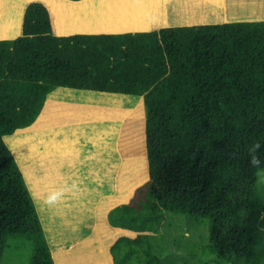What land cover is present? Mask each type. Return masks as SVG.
I'll list each match as a JSON object with an SVG mask.
<instances>
[{
	"label": "trees",
	"instance_id": "1",
	"mask_svg": "<svg viewBox=\"0 0 264 264\" xmlns=\"http://www.w3.org/2000/svg\"><path fill=\"white\" fill-rule=\"evenodd\" d=\"M167 13L154 31L58 36L47 3L31 0L19 36L0 40V264L19 242L27 264H55L4 136L58 87L140 96L118 138L123 203L107 220L121 231L104 240L108 264H175L159 241L170 216L207 228L200 264H264V20L224 22L204 0H173Z\"/></svg>",
	"mask_w": 264,
	"mask_h": 264
},
{
	"label": "crops",
	"instance_id": "2",
	"mask_svg": "<svg viewBox=\"0 0 264 264\" xmlns=\"http://www.w3.org/2000/svg\"><path fill=\"white\" fill-rule=\"evenodd\" d=\"M44 1L53 13L55 33L58 36H71L78 34L100 35L149 32L167 27L170 25L167 6L173 0H151L149 1L150 4L145 1V4L141 7H138L140 6L138 1L132 0ZM204 1L222 9L224 22L260 21V19H264L257 18V16L249 18L244 15L245 13H229L227 11L229 3H231L230 7H240L244 4L243 0ZM137 7L144 9L141 10ZM15 9L16 6L12 3V0H7L4 3L3 11L8 16L9 24L12 25L15 32L13 34L0 35V40L15 39L20 34L23 7L19 6L18 14ZM15 15L18 16L15 18ZM4 20L5 17L0 13V25L3 24ZM139 100L140 96L138 95L67 87H58L50 92L35 121L25 128L31 127L28 133L29 137H34L31 134V130L35 129L37 130V136L44 137L43 139H47V136L51 134L60 139L65 138V149L64 147L62 149L57 147L56 150L60 149L61 153H57L54 156L50 152L40 155L35 141L29 142V150L25 151L26 156L24 158L29 163L34 162L35 167L38 168L35 170L43 174L42 176L39 172L40 174L37 176L35 170H33V181L39 182L38 178L42 181L43 178L54 176V185L50 189L45 188L41 190L40 188L36 190L37 193H33L28 182L27 164L21 163L23 161L19 160L11 148H9L20 167L32 196L51 253L54 243H64L61 241V238L66 236L68 228L64 229L61 227V229L57 230L55 238L47 233L41 211L43 202L46 207L50 208H66L67 203H71L75 207H83L87 203H90L88 197L94 191H100L97 205L104 204L105 200L111 203L115 200L117 195L116 177L122 161L118 149L121 124L133 111L134 106H136ZM62 108L67 109V111L61 112L65 116V119H62L58 113ZM84 108H88L90 112L91 110L94 112L98 111V113L85 116L84 118L74 115L75 110H82ZM23 129L19 128L15 132H21ZM82 133L85 134V139H89L91 136L94 137V142L91 143L92 147H89L87 142L86 144L82 143ZM98 136L100 139H98ZM66 142L67 146H65ZM82 148L88 149L86 157L81 154ZM61 191L69 193L66 199H62L64 196L62 197L59 194ZM83 191H87L89 195L84 197L82 195ZM103 193H105L104 195H108V197L103 196ZM120 203L123 202L120 201ZM117 205H112L111 209ZM107 224L109 229H114L115 234L121 231V228L112 227L108 222ZM85 236L87 234L84 235L82 231L81 238ZM69 247H71L70 243L69 245L64 244L62 249L59 248L57 250L65 252V249H69ZM105 254L104 250L105 263L108 264Z\"/></svg>",
	"mask_w": 264,
	"mask_h": 264
},
{
	"label": "rangeland",
	"instance_id": "3",
	"mask_svg": "<svg viewBox=\"0 0 264 264\" xmlns=\"http://www.w3.org/2000/svg\"><path fill=\"white\" fill-rule=\"evenodd\" d=\"M243 1V5L235 8L230 7L231 3H229V8H227V11L229 13H245L244 15L248 16L249 18H253L255 16H257V18H264V0ZM15 11H17V8L15 9ZM135 107L136 106H134V108ZM64 111H67V109L62 108L60 112H58L62 119H65V116L62 114ZM95 112L92 110L90 112L88 108H84L82 110H75L74 115H79L80 117L84 118L85 116L98 113V111ZM30 129L31 127L24 128L21 132L24 133L25 131V133L28 134L29 132L26 131H29ZM18 132L20 131H17L12 135H17ZM12 135L10 134L4 136L5 143L7 144V146H9V148H11L18 159L23 161L21 163L27 164V174L30 179H28V182L29 186L33 190V193H37L36 190L40 188L41 190L45 188H52V186L54 185V176L43 178L42 181H40V178H38L39 182L41 183L32 180V177H34L33 170L38 168L35 167L34 162L29 163L24 159L26 156L25 151L28 150L27 146L21 144L22 142L19 145L12 144ZM84 135V133H82L81 135V139L83 140L82 143L86 144L87 142V144H89V147H92L91 143L94 142V137L91 136L89 139H85ZM56 139L58 140L59 138L56 137ZM98 139H100L99 136ZM43 140L47 144V140ZM65 146H67V144ZM87 150L88 149L86 148L81 149V154L85 157L87 156ZM47 153L49 152L47 151ZM50 153L53 154V156L57 153L60 154L59 152H55L54 150ZM44 154H46V152H43L40 155ZM39 172L40 171L35 170L37 176L40 173V175L43 176L42 172ZM258 189L259 194L264 199V170L259 174ZM59 194L62 195V197L64 196V198L62 199H66L69 195V193L66 191H61ZM91 194L92 195L88 197V201L90 203H87V205L83 207H75L71 203L66 202V208H50L46 207L43 202L41 211L47 233L55 238V233L57 230L61 229V227H63L64 229L68 228V230H66V236L61 238V241L64 243L59 244V242H56L53 244L54 247L52 248V257L55 264H106V260L104 258L105 256L103 243L104 240L115 234V231H113L114 229L111 230L108 228L106 215L111 209V206L119 204V202L113 204V202L111 203L110 201L105 200L103 202L104 204L101 203L99 205V208L96 210L100 191H94L93 193L91 192ZM104 194L105 193H103L102 195L108 196ZM82 195L86 197L89 195V193L87 191H83ZM100 226H103L105 231L107 232L99 240L100 233L98 232L97 228ZM259 227L262 234L264 235V211L261 212ZM82 231L84 235L87 234V236L81 238ZM159 241L162 243L160 249H162L164 252V254L162 255V260L171 262L173 261L175 264H200V249L208 244L207 228L205 226L193 225L191 224L190 220L185 217L170 216L168 222L166 223V226H164L163 228L162 237L159 239ZM69 243L71 244V247H69V249H65V252H63L62 250H57L59 248L62 249L64 244L69 245ZM30 254V246L28 244L23 245L19 242L18 247L10 253L9 258L4 264H27L30 258Z\"/></svg>",
	"mask_w": 264,
	"mask_h": 264
},
{
	"label": "bare ground",
	"instance_id": "4",
	"mask_svg": "<svg viewBox=\"0 0 264 264\" xmlns=\"http://www.w3.org/2000/svg\"><path fill=\"white\" fill-rule=\"evenodd\" d=\"M6 1L7 0H0V13H1V15H3V17H5V20H4L3 24L0 25V35H4V34L8 35V34H13L15 32L13 30L12 25L9 24L8 16L3 11L4 3ZM29 1H31V0H12V3L17 8V14H18V11H19V6H22L24 8L25 4L27 2H29ZM48 1H52V0H48ZM132 1H138L140 3V6H138V7H141L143 4H145V1H147L150 4L149 1H151V0H132ZM132 9H134V7H132ZM138 9L142 10L144 8H138ZM17 16L18 15H15V18ZM28 132H30V131H28ZM36 132H37V130H35V129L31 130V134H33L34 137H29V134H26L25 132L24 133L18 132L17 135L13 136L12 144L13 145H19L22 142L21 144H24L25 146L28 147V143L29 142H34L35 141L36 146H37V148L39 150V154H41L43 152H47V151L48 152H52L53 150L55 152L61 153L60 149H62V147H64V141H66L65 138H62V139L59 138L57 140L56 136H52V134H51V135L47 136V139H46L47 140V144H46L45 141L43 140L44 137L41 138V136L40 137L37 136ZM66 144H67V142L65 143V145ZM57 147L60 148V149L56 150ZM33 148H34V144H33ZM46 149H47V151H46ZM28 150H29V147H28Z\"/></svg>",
	"mask_w": 264,
	"mask_h": 264
},
{
	"label": "clouds",
	"instance_id": "5",
	"mask_svg": "<svg viewBox=\"0 0 264 264\" xmlns=\"http://www.w3.org/2000/svg\"><path fill=\"white\" fill-rule=\"evenodd\" d=\"M252 163L253 164H258L259 163V160L255 156H253L252 157Z\"/></svg>",
	"mask_w": 264,
	"mask_h": 264
}]
</instances>
